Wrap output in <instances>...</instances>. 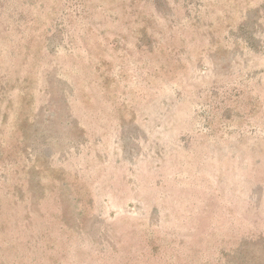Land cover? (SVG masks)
<instances>
[{
  "label": "rangeland",
  "instance_id": "1",
  "mask_svg": "<svg viewBox=\"0 0 264 264\" xmlns=\"http://www.w3.org/2000/svg\"><path fill=\"white\" fill-rule=\"evenodd\" d=\"M0 264H264V0H0Z\"/></svg>",
  "mask_w": 264,
  "mask_h": 264
}]
</instances>
